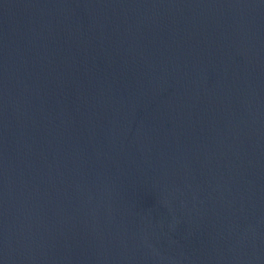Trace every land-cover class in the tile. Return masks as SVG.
<instances>
[{
  "label": "water",
  "instance_id": "95a60500",
  "mask_svg": "<svg viewBox=\"0 0 264 264\" xmlns=\"http://www.w3.org/2000/svg\"><path fill=\"white\" fill-rule=\"evenodd\" d=\"M0 264H264V0H0Z\"/></svg>",
  "mask_w": 264,
  "mask_h": 264
}]
</instances>
